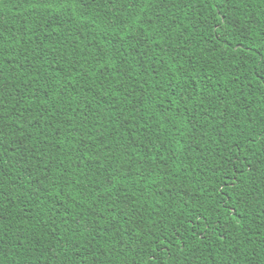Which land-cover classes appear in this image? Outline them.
Segmentation results:
<instances>
[{
  "label": "trees",
  "instance_id": "1",
  "mask_svg": "<svg viewBox=\"0 0 264 264\" xmlns=\"http://www.w3.org/2000/svg\"><path fill=\"white\" fill-rule=\"evenodd\" d=\"M261 56L264 0H0V264H264Z\"/></svg>",
  "mask_w": 264,
  "mask_h": 264
},
{
  "label": "snow or ice",
  "instance_id": "2",
  "mask_svg": "<svg viewBox=\"0 0 264 264\" xmlns=\"http://www.w3.org/2000/svg\"><path fill=\"white\" fill-rule=\"evenodd\" d=\"M260 59H261V60H264V56H261ZM0 94H2V93H0ZM4 143H6V140L3 139V133L0 132V145H2V144H4ZM0 154H2V153H0ZM2 171H3V170L0 169V175H2ZM8 203H12V201L9 200ZM0 261H2V257H0Z\"/></svg>",
  "mask_w": 264,
  "mask_h": 264
}]
</instances>
